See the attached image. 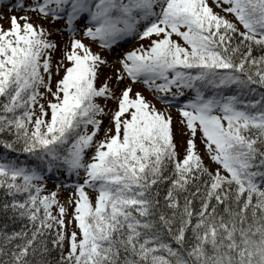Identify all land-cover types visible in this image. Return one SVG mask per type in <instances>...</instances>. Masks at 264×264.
<instances>
[{"label": "snow or ice", "instance_id": "snow-or-ice-1", "mask_svg": "<svg viewBox=\"0 0 264 264\" xmlns=\"http://www.w3.org/2000/svg\"><path fill=\"white\" fill-rule=\"evenodd\" d=\"M212 5L15 0L0 264H264V0Z\"/></svg>", "mask_w": 264, "mask_h": 264}, {"label": "rangeland", "instance_id": "rangeland-1", "mask_svg": "<svg viewBox=\"0 0 264 264\" xmlns=\"http://www.w3.org/2000/svg\"><path fill=\"white\" fill-rule=\"evenodd\" d=\"M26 2H29V0H26ZM15 3V0H8V3H4L3 1L0 0V16H2L4 19L3 20H0V24H2L4 27H7L8 26V18L11 16V15H22V13L16 11L15 9L11 8V5ZM208 3L210 4V6H213V10L214 11H217L219 12L220 9L216 8L214 5H212V0H208ZM35 19V17H34ZM50 27H54V26H50ZM174 39L176 37H173ZM54 39H56V41L58 43H63L64 40L61 39L60 36H55ZM64 39H67V37H64ZM136 41V40H135ZM138 43H141V41H138L137 43H134L132 44V48L133 47H136L138 45ZM59 55V53H57V56ZM106 56H108L109 59H114L116 57V55L114 53L112 54H108V53H105ZM106 72H109L110 73V70L109 69H105ZM134 87H139V86H134ZM148 99H151L152 97L147 93L145 92L144 93ZM114 105H112V102L109 101V107H113ZM157 106L158 107H163V105H160L159 103H157ZM171 112H172V115H173V120H174V129L177 133V143L180 144L182 142V137L180 136V129H181V126L177 123V121L179 120V115L178 113L176 112L175 108H172L171 109ZM105 123H107V121H105ZM199 143V141H198ZM207 163V161H206ZM54 184L53 182H48L47 184V187L49 190H53ZM72 190L71 189H61L60 192H59V199L61 201H65L67 199V197L69 196V193L71 192ZM55 214V212H54Z\"/></svg>", "mask_w": 264, "mask_h": 264}, {"label": "trees", "instance_id": "trees-1", "mask_svg": "<svg viewBox=\"0 0 264 264\" xmlns=\"http://www.w3.org/2000/svg\"><path fill=\"white\" fill-rule=\"evenodd\" d=\"M13 227H17V226L14 225Z\"/></svg>", "mask_w": 264, "mask_h": 264}]
</instances>
